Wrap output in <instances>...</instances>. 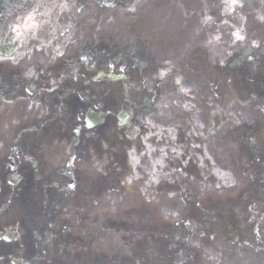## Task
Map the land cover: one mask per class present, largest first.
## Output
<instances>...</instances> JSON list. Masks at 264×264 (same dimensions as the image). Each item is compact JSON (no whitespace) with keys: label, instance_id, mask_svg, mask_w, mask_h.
Wrapping results in <instances>:
<instances>
[{"label":"rangeland","instance_id":"rangeland-1","mask_svg":"<svg viewBox=\"0 0 264 264\" xmlns=\"http://www.w3.org/2000/svg\"><path fill=\"white\" fill-rule=\"evenodd\" d=\"M235 1L239 4L242 2L250 3L252 7L250 9L235 7L234 6ZM81 2L84 3V7H85V0H81ZM91 2L93 1L91 0ZM173 2H174V5L172 7H174V9L177 10L178 17L166 20L164 22L163 29H164L165 34H169L172 37L173 41H176L173 35L174 32H178V40L176 42L178 43L177 46L183 47L185 46V44H191V45L197 44L198 45L202 43H204V45H208V42L212 43V45L214 46L213 43H215L213 50L210 51L212 59H215L216 57H218L220 60H222L224 56L227 57L228 59L233 56L235 62H239V60L244 57L243 56L244 52H248V51L255 52L256 49L259 50L260 52L264 50V48L261 49V47L264 45V30L263 32H258V33H255V31H252L251 33H247L243 35L244 37L246 36V39H243L238 45L235 44L233 41L231 42L229 37L226 38V36H222V38H220V36L222 35V28L224 27L223 18L227 19L226 14L229 12L230 13L232 12L227 9L228 8L227 2L229 3L228 4L229 9L230 10L232 8L234 9V11L231 13L234 24L232 26H229L228 28L230 30L235 29L236 31H238L240 30V27H238V24L242 20L246 23L244 28L249 29L253 27V25L256 23V17L260 14V12L264 10V0H230V1L228 0H175L174 1L173 0ZM255 6H258V7H256L254 10L253 8ZM187 7L189 8L187 9ZM258 9L259 11L255 12ZM5 11L8 15H12V11H10V9L5 10ZM25 13H26L25 9L20 10L21 15ZM240 13L241 14L243 13L244 17L239 15ZM99 14L101 13H97L95 16H93V18ZM17 18L18 17L16 16L10 17L9 20L11 21V23H15L17 22ZM100 18L105 19V16H101ZM193 20H196L197 28L195 27ZM96 21H97V18H96ZM105 21L107 20L100 21L96 29H93L89 24H85V21H84V24H83L84 27L82 28V31H84L85 34L91 31H95V32L100 31L103 29V23H105ZM15 25H18V24L15 23ZM185 30H187V35L181 40L180 31H185ZM0 31H5V34L9 33V31L7 30V27H5L4 25H0ZM196 31H198V33H196ZM240 32L244 33L245 31L240 30ZM105 36L108 38L110 35L107 34ZM212 39H213V42H212ZM5 72L6 70L0 68V83L8 87L6 89L8 91L11 89V87H9L8 84L4 80L5 79L4 77L6 76ZM45 76H46L45 78H47L48 74H46ZM179 79H182L181 84L185 82L190 83L188 80H184L183 77H179ZM10 81L12 85L13 80L11 79ZM172 84L173 83L170 80L165 83V85L170 88H176L175 85H178L176 80H175V85L174 84L172 85ZM187 88H190L191 89L190 91L192 93L198 94L200 90L202 89V86L197 78H193V84L191 83L190 87L185 86L184 88L182 87L181 89L186 91ZM175 90L170 91L166 89L162 97H161V91L159 92L158 100H157V108L161 112L163 111L166 112L168 109L170 110V105H173V103L180 104V101L182 102V97L180 95H184V94H182L180 90L178 91H175ZM137 93H138V90L136 88L130 91V93L129 92L127 93L129 103L135 102L136 99L140 98L141 95H137ZM121 95H124V94H121ZM7 99L12 100L11 98H7ZM184 103H185L184 106L189 105V107H193V104L191 101H187ZM207 103L209 105V99H207ZM12 104H16V99H13L11 103L7 105L8 109L11 108ZM211 106L206 108V109H209V108L213 109L212 114L206 111L207 112L206 114L208 116L210 114L214 115V113L221 111L220 106L219 107L216 105L212 107ZM229 106L232 107V108L229 107V110H230V109L238 107L239 103H237L236 101L232 102V99L229 98ZM19 108L20 106H14L12 111L16 112L17 110H19ZM169 112L171 113V111ZM246 119L251 121L253 120V117L249 116ZM187 120L188 118H186L183 123H187ZM169 121H170L169 125L171 126L172 123H174V121L173 120H169ZM217 121L219 122V120ZM197 123L198 122H196L195 124ZM207 124L208 123L204 125L206 126ZM208 126L210 127L212 126V124L210 123L208 124ZM221 126L222 124L220 123L218 125V128ZM169 129L171 128L169 127ZM215 129H216L215 126H212L207 133L209 132L213 133ZM71 130H74V129L72 128ZM221 130H225V127L222 126ZM190 131H191V134L194 133L193 126H191ZM28 138L33 140V137L31 135H29ZM240 140H243L245 143V149L242 150L241 153H240V144H239ZM253 144H261V145L264 144V131L260 135H258V137L249 136L248 134L242 135L241 132H234L231 136H229L227 146L223 145L220 147L222 149V148H228L230 146L229 151L227 149L229 159L226 160L225 157L223 158V160L219 159V160H222L221 164L225 166H229V167H234L239 170L242 167V164H241L242 159L240 158V155H244L246 157L251 156L250 149ZM217 145L218 144L215 145L212 138H210L208 140L207 148L208 149L214 148L213 150L214 154H217L218 156H222L223 155L222 150L218 147L216 148ZM229 152L232 153L233 162L231 161ZM49 154L54 156L56 154L55 150L50 149ZM203 162L204 160H202V164ZM249 162L250 163L245 164V166L248 168H253L254 162L251 159V157L249 158ZM25 164L27 166L26 168H28L29 170L28 175L32 176L33 175L31 173V171L33 170L32 162H30L29 160H26ZM36 169H39V168L37 167ZM253 173L254 172L252 171H247L244 175V179L252 178L253 181L257 179L264 180V174H261L259 176L258 173L256 175ZM181 176L184 177L183 174H181ZM213 183L217 184L216 182H213ZM246 183L248 184L250 183L249 179L247 180ZM6 188H7V185H6ZM6 188H4L5 190H3L2 192H0V212H1L0 218L2 220L10 219L9 218L10 216H13V217H15L16 215L20 216V213L23 212V209L21 207L16 208L15 201L13 198L7 197L8 193H10L13 189L7 188L8 193H6L7 191ZM17 189L18 188H15L14 191H17ZM26 191H28V189H26ZM255 193H256V188L248 190V192L245 193L244 195H247L248 197H250L251 195ZM12 194L14 195V193ZM260 195L262 198L264 197V190L260 192ZM245 203L246 202H244V199L242 197L238 201V203H235V208L240 210L241 212L242 211L246 212L249 206ZM115 204H116L117 214L121 213L123 209L130 213V215L123 216L126 219V221L129 223V227H131L130 228L131 231H129L128 235H127V232H125L124 230L122 231L117 230V233L114 234L112 231L109 232V231H104L100 229L99 236H95V231L97 230V226L96 224H93L92 221H88L86 226H87V229H90V232L83 233V231H80L79 233V237H82L84 245L82 246L73 245L69 247V249L63 252V256L61 257H58L57 252H53L52 254H49L45 258H43L42 256H38L37 258H35L34 253L32 252V253H29L31 255L28 257V259L35 260L36 264H100L101 257L99 255H94L95 251L100 249L101 251L107 252L106 255H109L110 259L105 264H111L113 257L121 258L129 254L132 257V260L135 261V259L138 257V254H139L137 244L144 241L143 237L147 236L148 238L150 237L152 239H157V236H159L158 232H151L148 230L150 228H153V226L157 224L151 225L152 220L150 216L147 215L146 213L149 210V212H151L153 215L158 216L160 213V209H157V208H150V209L126 208L127 203L126 204L120 203L119 199H116ZM254 204H255L256 209H258V211L257 213L250 211L249 214L251 215L250 220L257 219L258 221L259 229H261L260 231L257 232L258 237L256 238L252 234H247L246 239H245L246 242L240 243L234 237L225 238V237L218 235L217 229H216V233H214L213 238L209 241V243L207 245L202 244V246L208 247L205 249L210 250L208 253V255L210 256V260H208V262H210L211 264H225V262L222 259L223 258L222 253L225 251V249L227 250L229 257H230L229 258L227 256L226 264H236V259L239 257L245 260L248 259L247 264H255L253 262H260V263L264 262V213L261 211L263 210V207L258 202H254ZM169 209L173 210L171 208ZM103 210H105V207L101 208V211ZM75 215L77 216V212L75 213ZM25 216L27 217V220L30 223H32L31 215L30 214L28 215L27 213ZM101 222H103L102 218H101ZM243 226L244 224L241 223V227ZM190 228H193V226L189 227V230ZM101 239H104L105 242H101L100 241ZM128 241H132L133 243H135L136 246L125 245L124 243ZM201 241L204 242V240L202 239ZM192 243L201 245L199 240L198 242L192 241ZM209 246H213V248ZM147 249H148L147 247H144L140 251V253L143 254ZM157 250L158 248L156 244L153 243L149 251L154 253V257H156ZM118 251L120 252L118 253ZM82 256L86 257V259L81 260L80 257ZM250 261H253V262H250ZM141 264H143V261H141Z\"/></svg>","mask_w":264,"mask_h":264},{"label":"flooded vegetation","instance_id":"flooded-vegetation-1","mask_svg":"<svg viewBox=\"0 0 264 264\" xmlns=\"http://www.w3.org/2000/svg\"><path fill=\"white\" fill-rule=\"evenodd\" d=\"M8 3H12L11 0H1L0 1V6H2V9H0V16H1L0 18L5 17V16H9L7 13H5L6 12L5 10L10 9L11 11H16L19 9L14 4L7 5ZM11 79L13 80V78H10V80ZM7 80L10 82L9 79H7ZM16 88H19V83H17ZM0 91H2L5 96L10 94V92H8L2 86L1 83H0ZM92 104L94 106H96L95 103H92ZM116 105H117V103L112 105V107L110 109V115L108 118L109 124L114 121V114H113V112H111V110H113L116 107ZM2 186H3V180H1V178H0V189L2 188ZM22 190L23 189H19L20 192ZM20 196H21V194H20ZM30 202H31V199H28L27 203L30 204ZM10 224H14L16 227H22V225L17 224L14 221H0L1 236H4L7 233L8 229H6V228ZM14 242L15 241H13V240H8V239L5 240L4 238H0V264H19V259H24L25 261L28 260V254L25 252V250L24 249L21 250V247L16 248V246L14 245ZM17 259H18V261H17ZM28 264H33V263L31 262Z\"/></svg>","mask_w":264,"mask_h":264},{"label":"bare ground","instance_id":"bare-ground-1","mask_svg":"<svg viewBox=\"0 0 264 264\" xmlns=\"http://www.w3.org/2000/svg\"><path fill=\"white\" fill-rule=\"evenodd\" d=\"M27 16H32L33 15V13L31 12V13H28V14H26ZM31 20V18H26V22H29ZM30 26H32V25H30ZM31 88V87H30Z\"/></svg>","mask_w":264,"mask_h":264},{"label":"snow or ice","instance_id":"snow-or-ice-1","mask_svg":"<svg viewBox=\"0 0 264 264\" xmlns=\"http://www.w3.org/2000/svg\"><path fill=\"white\" fill-rule=\"evenodd\" d=\"M238 39H242V37H237ZM5 39H9L7 36H5ZM177 83H179V81H177Z\"/></svg>","mask_w":264,"mask_h":264}]
</instances>
